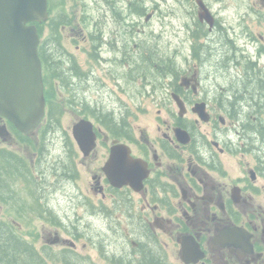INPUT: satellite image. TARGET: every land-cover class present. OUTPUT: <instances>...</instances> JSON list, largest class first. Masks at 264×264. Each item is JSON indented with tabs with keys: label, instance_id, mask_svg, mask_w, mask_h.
Here are the masks:
<instances>
[{
	"label": "flooded vegetation",
	"instance_id": "af4514ba",
	"mask_svg": "<svg viewBox=\"0 0 264 264\" xmlns=\"http://www.w3.org/2000/svg\"><path fill=\"white\" fill-rule=\"evenodd\" d=\"M178 2L189 48L169 58L172 65L158 81L146 83L161 106L152 128L132 125L126 114L122 130L101 116L95 118L96 145L89 153L66 135L57 154L44 143L60 132L51 127L24 133L0 115V230L19 238L23 260L264 264V0ZM200 6L208 16H201ZM105 51L98 54L101 71L109 69L101 64L111 59ZM84 70L89 73L82 81L90 86L95 70ZM117 76L111 73L118 87L129 84ZM95 78L104 81L102 75ZM145 85L132 92L137 106L149 93L142 91ZM119 143L143 162L147 175L141 184L116 186L108 178L104 166ZM43 155L47 170L39 175L34 162ZM89 159L97 165L91 184L96 197L85 192L93 198L84 203L97 217L99 238L78 225L85 206L78 192L70 193L73 200H65L62 211L54 197L38 194V177L48 185L55 178L77 182ZM9 212L22 224L40 218L52 226L46 242L39 247L22 235L18 220L4 218ZM88 246L96 249V259L85 254Z\"/></svg>",
	"mask_w": 264,
	"mask_h": 264
},
{
	"label": "rangeland",
	"instance_id": "374dc122",
	"mask_svg": "<svg viewBox=\"0 0 264 264\" xmlns=\"http://www.w3.org/2000/svg\"><path fill=\"white\" fill-rule=\"evenodd\" d=\"M133 0H117L115 7L116 10H120L125 16L129 19V16L132 15L134 22H128L126 20V25H121L118 23L117 19L114 18L112 14L113 8L105 2L102 1L99 3L97 0H86L87 2V12L91 15L93 20H98L97 23L93 24V32H97L95 35L98 38H91L90 36L87 39L82 38L81 36H74L71 32L69 37L65 42V45H68L69 49L77 56V59L81 66L88 70L91 67L95 70L94 79L95 82H92L90 86L78 85L80 90L85 93V96L88 99V102H92L91 106L94 108L100 109L102 112L112 111L118 117H124L128 115L130 123L134 126L140 127H149L152 128L155 123V118L159 112L160 104L157 103L156 97L157 94L153 92V86L146 84L151 81H158L159 76L152 69H143L145 68L142 64L146 56H160L168 58H174L173 55L179 53L180 50H187L189 44L185 39L182 38V23L186 18L183 13V8L180 6L178 0H139L143 3L149 15L145 18V15L140 16L137 13L131 14L130 2ZM234 5V3H231ZM182 9V11H181ZM234 6L230 9V12H234ZM199 12L202 15H207V10L200 6ZM118 17V16H117ZM123 20V16H119ZM120 26V27H119ZM122 31V32H121ZM120 32L122 33L120 35ZM103 35V38L100 39V35ZM76 38V40H74ZM106 49L103 53L107 57H111L108 60H101L102 67L109 69H104L101 71L98 54L102 50ZM110 52V53H108ZM180 56L182 54H179ZM180 58H177V61ZM138 64V65H137ZM138 66V67H137ZM111 73L118 74L121 76V83L127 82L125 86L118 87L111 78ZM129 76L128 78L125 76ZM102 75L104 81H97L95 76ZM130 75L135 76V80H129ZM146 76V78H145ZM105 84V85H103ZM146 84V85H145ZM145 85L143 92L149 90V93L141 95V104L137 106V97L133 101L131 99L132 92L137 94L138 89H142ZM126 88V90H125ZM135 89V90H134ZM130 92V93H127ZM80 94V92H79ZM63 102V100L61 99ZM61 102V103H62ZM62 113V129L59 134H50L46 140L45 147H50L51 151L58 154V149L66 140V136L73 138L72 128L76 122L80 120L82 113L80 110L75 111L70 106L71 103H64ZM78 105V103H74ZM102 108V109H101ZM133 114V115H132ZM96 124L97 121L90 116ZM71 143V142H70ZM42 143H40L41 145ZM48 151V150H47ZM45 153L47 156L48 153ZM27 156V155H26ZM34 168L39 175L43 172H46V161H44V155L38 157L34 162ZM97 169V165L94 159H89L81 167V173L77 178V182L73 179L71 181H62L57 178L48 182L40 179L38 182V194L39 195H49L50 199L54 197V205L58 208V211H62L64 206H66V201H72L73 198L70 193L78 192L79 195H82V202L84 203L85 197L93 198L96 197L95 193L91 188L92 173ZM73 181V182H72ZM89 192L92 196L86 194ZM67 194V197L65 198ZM52 197V198H51ZM77 197V196H76ZM85 205V203H84ZM88 209V210H87ZM82 223H78L84 227L87 234L97 235L100 227L98 226L97 217L92 214L91 208L85 205L79 208ZM6 220L12 222L16 221V225H21V228L18 231L24 235L29 240H37V245L41 247L42 243H45L48 238V233L51 232L52 226L48 225L43 219H38L36 222L24 221V225L19 217H14L12 214L4 216ZM24 226V227H23ZM27 233H32L29 235ZM64 234V233H63ZM61 233V235L63 236ZM65 236V234H64ZM99 238V235L95 236ZM87 243H90L89 238H85ZM83 241L81 246H83ZM56 248V246L54 247ZM58 249V248H56ZM88 254L92 259L97 258L96 249H91L87 247Z\"/></svg>",
	"mask_w": 264,
	"mask_h": 264
},
{
	"label": "water",
	"instance_id": "95a60500",
	"mask_svg": "<svg viewBox=\"0 0 264 264\" xmlns=\"http://www.w3.org/2000/svg\"><path fill=\"white\" fill-rule=\"evenodd\" d=\"M48 18V0H0V115L23 132L34 130L46 112L36 22ZM73 135L86 153L96 145L95 127L89 119L76 122ZM104 170L116 186L141 184L147 175L143 162L133 158L123 143L113 146Z\"/></svg>",
	"mask_w": 264,
	"mask_h": 264
},
{
	"label": "trees",
	"instance_id": "16d2710c",
	"mask_svg": "<svg viewBox=\"0 0 264 264\" xmlns=\"http://www.w3.org/2000/svg\"><path fill=\"white\" fill-rule=\"evenodd\" d=\"M97 1L99 3L107 2L111 8L115 7L117 3V0ZM129 4L131 7L130 15L137 13L140 16L145 15L146 18L148 12L143 3L139 0H133ZM112 11L114 18L117 19L115 21L121 25H126L124 19H127L128 22H134L132 15L128 19L124 12L122 14L120 10L114 8ZM49 12L50 18L47 22L37 23L41 36L39 55L43 64L48 104L47 122H44L41 130L44 131L51 127L56 132L60 130L63 106L66 105L64 103H71L70 106L73 110H80V113L85 116L96 119H100L102 116L103 120L114 123L117 128L126 130L128 124L125 117H118L112 111L102 112L100 109L94 108L91 106L92 102L86 100L85 93L77 87L84 85L82 76L87 75L89 71L82 68L77 56L69 49L68 45H65V42L70 32L74 36H81L82 38L89 36L93 38L92 40L98 38L95 35L97 32H93V24L97 23L98 20H93L87 12L86 0H49ZM123 15V20H118L120 19L119 16ZM163 58L160 54L146 56L142 64L145 67L143 69L150 68L160 74L165 66L172 65L169 58L165 62ZM130 76L131 79L129 80L133 79L134 81L136 79L134 75ZM118 78L120 80L121 76ZM74 103H78V105ZM21 248L18 237L12 232L0 230V264H45L40 259L36 261L30 258V262L23 260L21 255L24 254L21 252Z\"/></svg>",
	"mask_w": 264,
	"mask_h": 264
}]
</instances>
